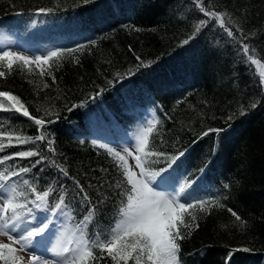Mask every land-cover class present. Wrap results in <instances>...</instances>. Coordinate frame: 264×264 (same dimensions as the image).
I'll use <instances>...</instances> for the list:
<instances>
[{"label":"trees","instance_id":"obj_1","mask_svg":"<svg viewBox=\"0 0 264 264\" xmlns=\"http://www.w3.org/2000/svg\"><path fill=\"white\" fill-rule=\"evenodd\" d=\"M123 4L134 15L130 24L115 23L99 31L81 44L84 45L81 51L66 54L58 63L50 61L52 67L33 64L21 69L14 65L10 73L0 77V91L19 97L31 115L53 121L45 127L46 134L54 141L55 155L46 151L43 144L17 147L19 151L38 146L47 157L45 163L32 168L25 178H39L41 187L57 179L69 184L79 181L93 202L98 196L108 197L99 219L104 227L114 223L119 201L117 190L108 184H114L121 178L120 174L112 157L92 145L94 134L81 140L75 132H99L111 122L119 123V117L132 103L131 87L155 85L159 90V83L177 81L172 75L179 80L180 74L176 76L179 66L190 65L186 70L200 71V87L188 99L185 95L181 99L166 95L159 99V125L149 136V146L169 156L184 152L177 162L180 165L188 163L186 158L192 154L189 163L204 175L209 156L219 153L216 171L224 172L230 188L225 189L214 179L213 184L218 186L217 192L222 197L220 202L226 207L199 215V227L181 241L179 260L182 264H264V111L259 113V106L264 107V88L259 83V70L255 65L249 67L250 62L239 54L237 41L211 21L188 44H182L192 34L195 23L209 19L194 7L192 0H90L87 4L82 0H0V19L11 23L30 20L31 24L35 14L38 15L37 9L50 8L51 14L38 15L32 22L35 28L26 27L38 40L45 41L60 31L66 35L75 29L92 31L97 25L107 24ZM205 5L231 16V22L225 17L227 26L234 32L236 26L242 28L248 36L244 42L264 62V0H205ZM124 25L139 31L126 29ZM199 44L203 46V54L194 55L201 51ZM73 56L79 58L78 63ZM137 56L149 66L138 68ZM101 90V95L90 98ZM3 102L7 109L9 103ZM253 102L257 107H250ZM242 106L244 115H241ZM1 112L4 121L11 123L8 130L13 134L33 137L38 134V127L28 118L11 110ZM248 120L252 124L237 142L232 138L227 143L223 134L208 132L210 128L228 129L235 123L233 127L239 130V124ZM121 124L128 123L123 120ZM205 132L208 135H203ZM187 148L191 149L189 154L185 153ZM155 159L151 157L150 161ZM53 160L66 168L68 177L51 166ZM150 161L151 171L166 166L163 158L157 163ZM71 187L74 194L76 189ZM21 190L24 191V186ZM227 208L237 212L246 222L244 226L235 221ZM93 231L95 228L90 225L89 234ZM245 248L249 251H244ZM95 264L113 262L105 255ZM128 264L133 261L129 260Z\"/></svg>","mask_w":264,"mask_h":264},{"label":"snow or ice","instance_id":"obj_2","mask_svg":"<svg viewBox=\"0 0 264 264\" xmlns=\"http://www.w3.org/2000/svg\"><path fill=\"white\" fill-rule=\"evenodd\" d=\"M82 2L87 4L90 0H82ZM192 2L194 7L209 19H200L195 23L192 34L183 40L182 44H188L211 21L216 22L229 38L239 43V54L250 62L249 67L255 65L260 70L259 83L264 88V62L257 59L255 49H250L249 45L244 42L248 36L244 35L243 29L236 26L234 32L231 27L227 26L225 20L227 17V21L231 22V16L214 10L210 5L206 6L205 0H192ZM52 11L50 8L41 7L37 9V14L48 15ZM124 27L139 31L134 26L124 25ZM237 32L240 33L239 36L236 35ZM249 35H254V33ZM83 48L84 45H78L76 48H56L38 56H29L23 52L5 48L0 50V77H5L6 72L10 73L14 65L21 69L33 64L52 67L50 61L55 60L58 63L66 54L77 53ZM73 59L79 62L78 57L73 56ZM136 59L140 61L138 68L149 66L141 61L139 56ZM44 74L41 68V75ZM101 94L102 90L97 91L90 98L95 99ZM0 98H3L0 101V110L19 113L33 121L38 127V134L34 137L13 134L0 127V151L13 146L14 140L16 145L43 144L46 151L55 155L54 141L46 134L45 127L53 121H46L42 117L37 118L31 115L19 97L10 92L0 91ZM3 101L9 103L7 109ZM72 107H77V105ZM250 107H257V103L253 102ZM244 114L246 113L242 106L241 115ZM48 115L54 114L48 113ZM154 127L153 120L147 121L146 126L138 130L134 140L126 142L131 143L136 150L137 154L134 159L136 167L139 168V174L128 165L126 156H133L128 147L117 144L116 148H120L118 151L109 144L93 142L97 148L104 149L106 154L112 157L114 167L121 177L114 184H108V187L117 190L116 197L119 201L115 222L108 227H104L99 219L104 214L102 206L107 202V196H98L93 202L85 187L76 180L73 181L76 191L70 195L71 190L58 179L46 182L45 187L38 190L41 187L39 178L35 176L25 178L32 168L47 160L38 146L0 156V167L9 161L13 162L12 165L0 171V236L6 237L8 241V243L0 242V261H3V264H18L24 259L28 261V264H95L107 255L113 264H128L129 260H132L133 264H180L181 241L190 236L193 228L199 227L197 223L199 215H207L213 208H225L226 206L215 196L205 198L193 196L188 189L195 181L179 183L176 173L181 165L177 162L184 156V152L169 156L167 153L151 150L149 134L153 132ZM223 131L226 129H208V132L217 134ZM208 132L203 135H208ZM4 138H7V145ZM33 157H38V159L31 162L29 167L15 164L17 158L25 160ZM151 157H156V159L150 161ZM160 158L166 161V166L160 168L159 171H151L148 166L149 161L157 163ZM51 166L60 175L68 177V171L62 165L53 160ZM21 186H24V191H20ZM223 187L229 189L230 185L224 184ZM77 206L83 210L84 214L82 219L75 223L74 230L66 231L53 247H42L53 235L55 218L63 217L75 221L74 212ZM193 209L194 211H190ZM227 211L235 218V221L244 226L246 222L237 212L232 208H227ZM90 225L95 228L91 234H89ZM243 250L249 251L247 248ZM18 252L24 255L20 256ZM48 253L51 255L49 256Z\"/></svg>","mask_w":264,"mask_h":264},{"label":"rangeland","instance_id":"obj_3","mask_svg":"<svg viewBox=\"0 0 264 264\" xmlns=\"http://www.w3.org/2000/svg\"><path fill=\"white\" fill-rule=\"evenodd\" d=\"M6 39H2V41H5ZM212 47L214 48L215 46L214 45H212ZM17 52H23L24 54H26V55H29V56H38L35 52H33V51H30V50H28V49H23V50H19V51H17ZM198 54V52L196 53H194V55H197ZM190 58H192V57H190V56H187V59H190ZM185 66V67H184ZM188 66V67H187ZM190 65H187V64H184L183 66H179L178 67V69H177V73H176V76H178L179 74H182L183 73V71L184 70H186L187 68H191V67H189ZM193 86V85H192ZM240 137V135H238V134H235V133H230L229 134V136L228 137H225V138H227V140L225 139V141L227 142V143H229L230 142V140L233 138L234 139V141L235 142H237L238 141V138ZM134 138L135 137H132V138H130L129 139V141H133L134 140ZM128 141V142H129ZM121 146H126V147H128L129 148V151H131L132 153H133V156H126V158H127V160H128V165H129V167L134 171V172H136L137 174H139V168H137L136 167V164H135V159H134V156L137 154L136 153V150H135V148H134V146L131 144V143H129V144H121ZM116 150H120V148H116ZM122 154H124V153H122ZM60 220V218H58L57 219V221H59ZM67 231V230H66ZM64 234V233H63ZM60 236V235H59ZM63 236V235H62ZM0 242H5V243H8V241H7V239H6V237H2V236H0ZM17 248L19 247L18 245L16 246ZM18 255H20V256H23L24 255V253H17ZM250 257H252V256H250ZM1 263H3V261H0ZM18 264H28V261L26 260V259H24V260H20L19 262H18ZM248 264V263H247Z\"/></svg>","mask_w":264,"mask_h":264},{"label":"bare ground","instance_id":"obj_4","mask_svg":"<svg viewBox=\"0 0 264 264\" xmlns=\"http://www.w3.org/2000/svg\"><path fill=\"white\" fill-rule=\"evenodd\" d=\"M198 47L200 48V50L203 48L202 44H199ZM200 55L203 54L202 50L198 52ZM169 72V71H168ZM161 73V72H160ZM164 73V72H163ZM162 74V73H161ZM170 74L171 71H170ZM200 74V71H198L197 69H193V70H184L182 74H180L179 76V80L174 77L172 75L173 78H175L177 80V85L175 86V88L177 90L181 89L183 86H189L190 83H193V82H196V81H199L200 82V78L202 77ZM154 79V78H153ZM176 82H172L171 84H175ZM189 95L188 94H185V99H188ZM259 108H261V110L259 111V113L261 111H264V107L262 105L259 106ZM254 121V120H253ZM252 124V121L251 120H248V121H244L243 123H240L239 124V127L241 129H236V127H233L229 130V132H233L235 134H238L240 136L243 135L244 131H247V129L250 128ZM230 134V133H229ZM226 142V141H225ZM224 175V172L222 171L221 173V176Z\"/></svg>","mask_w":264,"mask_h":264}]
</instances>
